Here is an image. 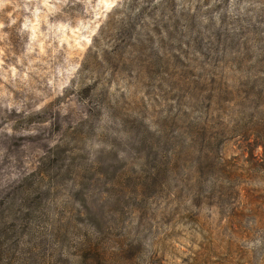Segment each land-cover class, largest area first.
I'll return each instance as SVG.
<instances>
[{"label": "rangeland", "instance_id": "rangeland-1", "mask_svg": "<svg viewBox=\"0 0 264 264\" xmlns=\"http://www.w3.org/2000/svg\"><path fill=\"white\" fill-rule=\"evenodd\" d=\"M131 2L0 0V264H264V0Z\"/></svg>", "mask_w": 264, "mask_h": 264}, {"label": "trees", "instance_id": "trees-1", "mask_svg": "<svg viewBox=\"0 0 264 264\" xmlns=\"http://www.w3.org/2000/svg\"><path fill=\"white\" fill-rule=\"evenodd\" d=\"M132 4H134V0H132V2H131ZM141 14H144V11L143 12H140Z\"/></svg>", "mask_w": 264, "mask_h": 264}]
</instances>
